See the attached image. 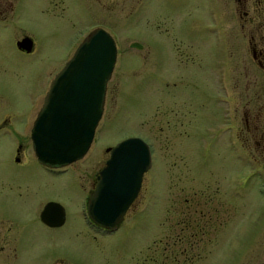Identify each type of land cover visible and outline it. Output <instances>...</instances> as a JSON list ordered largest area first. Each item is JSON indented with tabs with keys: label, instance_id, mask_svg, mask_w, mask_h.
Here are the masks:
<instances>
[{
	"label": "rangeland",
	"instance_id": "374dc122",
	"mask_svg": "<svg viewBox=\"0 0 264 264\" xmlns=\"http://www.w3.org/2000/svg\"><path fill=\"white\" fill-rule=\"evenodd\" d=\"M103 1L96 9L88 0H19L15 26L0 28V122L10 117L16 127L0 132V177L8 184L0 213L18 218V260L0 264H141L143 255L145 264H264V150L249 134L248 150H240L243 119L234 117L232 99L221 101L216 80L227 39L206 25L222 3ZM99 20L118 50L102 116L84 157L54 173L38 162L30 131L52 80ZM24 35L31 52L15 46ZM258 124L264 130V119ZM127 137L149 144L152 163L118 228L101 235L82 207L107 148ZM48 201L65 208L58 230L39 217ZM196 206L211 216L192 237L182 217Z\"/></svg>",
	"mask_w": 264,
	"mask_h": 264
},
{
	"label": "water",
	"instance_id": "95a60500",
	"mask_svg": "<svg viewBox=\"0 0 264 264\" xmlns=\"http://www.w3.org/2000/svg\"><path fill=\"white\" fill-rule=\"evenodd\" d=\"M17 48L32 50V39L17 41ZM116 61V44L103 28L91 31L56 74L30 131L33 151L42 165H67L88 151L102 116L106 82ZM109 157L97 173L88 195L87 214L97 225L115 230L138 195L152 159L149 145L140 137H127L107 148ZM47 202L41 218L56 224ZM62 214V213H61Z\"/></svg>",
	"mask_w": 264,
	"mask_h": 264
},
{
	"label": "flooded vegetation",
	"instance_id": "af4514ba",
	"mask_svg": "<svg viewBox=\"0 0 264 264\" xmlns=\"http://www.w3.org/2000/svg\"><path fill=\"white\" fill-rule=\"evenodd\" d=\"M18 1L19 0H0V28H6L7 25L12 27L15 26V22L18 18ZM88 1H90L93 6L96 7V9H99V6L102 7L107 5L105 1L102 3L101 0ZM116 2L117 0H110L111 6H114ZM220 3H222V5L218 6L216 13H212L211 11L207 13L206 25L208 30L213 31H215L216 26L222 28L221 31L226 36L228 43V46H226V61L224 62V66L221 71L219 69V73L216 75L217 85L220 90L219 93H222L223 96L221 101L225 102L228 98L232 99L237 105V114L234 117L238 118L239 114L240 119H243V125L236 126L235 131V135L239 140L240 150L243 152L248 150V134L252 137L258 135V144L260 147L262 146V149L264 150V130L262 129L261 125L259 129L258 124L260 119H264V95L261 88L264 87V0H220ZM98 27L107 31V28H104L102 21L99 20L92 23L87 27V29L82 34V37L75 44L73 52L80 42L91 31ZM232 28L236 29L231 30ZM159 32H165L168 34L170 29H160ZM24 37L30 36H22V38ZM18 40L20 39L15 41L16 47ZM32 44L33 50V40ZM176 48L178 49V47ZM116 52L118 53V50H116ZM71 55L68 56V59L71 57ZM66 62L67 61H65V63ZM193 62H197L198 64L197 60ZM238 86H241L242 88L236 92L235 88ZM248 86H255V89L251 94L247 92ZM248 116H250L251 119L249 121ZM178 118L181 123V117ZM10 123V117H4L0 122V132L13 133L14 128L16 127ZM21 146V144L17 143L16 160H18V155L21 153ZM43 166L51 172L62 173L66 171L68 165H59L53 167H48L45 165ZM96 181L97 174H95V178L91 182L92 189L89 191L88 195L93 191ZM7 185L8 184L6 180L0 177V190L2 187ZM88 195L85 199V205L82 207L86 223L95 232L100 233L101 235L114 231L95 224L89 218L87 214ZM196 205H199L198 201H196ZM44 206L42 207L41 211L43 210ZM60 206L61 207H57L58 209L55 208L52 211V217L56 221V224L53 225L47 224L42 220L40 211L39 217L45 226L58 230L65 224L66 211L62 204H60ZM186 213L187 215L184 214V217H182V224L185 225V227H188L190 223L192 237H197L199 230H202L203 228V225H200L199 221L202 220L206 215V219H208L211 214L203 211V209H199L198 206L193 209V212L189 210V212L186 211ZM192 215H195L196 217L195 223ZM185 227L181 226V230H183ZM144 249L146 248H143L142 250L144 251ZM12 258L18 260V218L14 215L0 213V261H7L11 260ZM147 262L148 259L146 258V255H143L141 264H145ZM138 263L140 264L139 261Z\"/></svg>",
	"mask_w": 264,
	"mask_h": 264
},
{
	"label": "bare ground",
	"instance_id": "6f19581e",
	"mask_svg": "<svg viewBox=\"0 0 264 264\" xmlns=\"http://www.w3.org/2000/svg\"><path fill=\"white\" fill-rule=\"evenodd\" d=\"M108 156H109V154H108ZM105 161H106V160H105ZM97 173H98V171H97ZM97 173H96V174H97Z\"/></svg>",
	"mask_w": 264,
	"mask_h": 264
}]
</instances>
